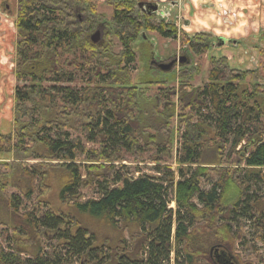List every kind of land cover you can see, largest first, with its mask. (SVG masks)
<instances>
[{"label":"trees","instance_id":"trees-1","mask_svg":"<svg viewBox=\"0 0 264 264\" xmlns=\"http://www.w3.org/2000/svg\"><path fill=\"white\" fill-rule=\"evenodd\" d=\"M17 4L13 131L0 134V264H216L215 252L259 262L264 47L254 71L210 57L208 84L194 89L213 43L206 33L188 35L135 0L108 2L110 18L97 0ZM151 33L178 41L188 62L152 77ZM146 148L156 152L151 173L124 164Z\"/></svg>","mask_w":264,"mask_h":264},{"label":"rangeland","instance_id":"rangeland-1","mask_svg":"<svg viewBox=\"0 0 264 264\" xmlns=\"http://www.w3.org/2000/svg\"><path fill=\"white\" fill-rule=\"evenodd\" d=\"M19 0H0V86L3 85V98L0 95V134H7L13 131V121H14V113H13V107H14V95H15V89L19 85V83L16 80L15 76V42L17 40V31L15 27V13L17 7V2ZM99 1V11L102 14H105L108 18H110L112 13V8L110 5H108V2H111L113 0H97ZM160 8L163 9L164 5H160ZM175 8L171 13V20L174 22H178L180 27H183L184 23L182 21H178V19H182L183 13L187 16V19L191 20L192 18L189 16V4L186 5V11L181 8ZM236 6L231 9L230 11V17H232L234 14H237L235 10ZM178 9V10H176ZM195 10H196V16L192 19L191 25H189V28L184 27L186 30V33H190L188 35H193L194 33H198L202 31L200 29V26H197V23H199V20H201L202 14L200 13L199 6L197 3H195ZM215 12V11H213ZM81 19V15H79ZM186 19V18H184ZM233 19V18H232ZM236 21V20H235ZM202 23V20L200 21ZM199 23V24H201ZM231 23V20H230ZM224 29H227L229 25H225ZM249 27H252V23L249 25ZM259 28H261V25H259ZM209 29V28H206ZM211 29V28H210ZM252 28L248 29V33L252 31V36L243 39V37L237 35V36H231L230 42L224 43V45H221L217 37H220L219 35L222 34L220 31H217V33L213 31L205 32L206 34H212L210 35L213 39V43L211 45V48L209 52L203 56L201 60V72L198 76H196L190 84L194 87V89L205 87L208 84L207 79V72L210 68V57H226L229 60V63L232 67H235L239 70H250L254 71L257 69V60H258V49L264 47V37L256 38L257 31L251 30ZM100 32V38L102 31ZM216 33V34H215ZM208 34V35H209ZM214 35V36H213ZM223 35V34H222ZM149 38L150 43V57H148L147 60H149L150 64L154 66V71H151L152 77H159L160 75V69L158 68L156 64H169L172 60L176 59V64H174L172 67H170L168 71L171 72L175 68L179 69V66L181 64H184L188 62L187 56L183 51H181V46L178 41H169L165 38L160 37L159 35L155 33H151L147 35ZM225 37V36H224ZM239 37V38H237ZM236 40L237 43L234 45L232 41ZM116 43L117 40L115 39ZM227 48V49H226ZM229 49H232L234 51H229ZM120 50L119 47L116 48V52ZM221 52V54H220ZM225 53L231 54V56H224ZM137 54V62L135 64V67L133 69V76L137 80L143 73H144V67L146 65V58L143 53L136 52ZM234 55V56H232ZM230 59H229V58ZM241 57V59H240ZM239 61H238V60ZM195 63H198L199 60L195 59ZM176 82H172L170 84V87H177ZM159 90V87H153L150 94L157 93ZM173 101L176 102L177 105V111L176 116H179V109L177 104V98H173ZM177 120V119H176ZM174 123V126L177 127V123ZM181 132V131H180ZM148 150L143 151V153L138 154V157H132L129 161L124 162L125 165L131 166L136 165L140 169L141 172H147L151 173L153 167L156 166L155 163L151 161V156L155 154L154 149L146 148ZM179 150V143H176L175 146H173V151L171 153L170 158L167 160V164L173 169H176V160H177V153ZM30 164L35 163V161H30ZM13 192L12 189H9L7 193L10 195ZM264 195V189L261 192ZM50 200L54 206H60V201L57 198H51ZM175 209V204L172 205ZM4 233V227L0 226V233ZM5 237V234H3V238ZM239 252H243V248H239ZM232 255V254H231ZM261 258H259V262H256V264H264V251L261 250ZM233 257V256H232Z\"/></svg>","mask_w":264,"mask_h":264},{"label":"crops","instance_id":"crops-1","mask_svg":"<svg viewBox=\"0 0 264 264\" xmlns=\"http://www.w3.org/2000/svg\"><path fill=\"white\" fill-rule=\"evenodd\" d=\"M157 1L158 3H160V5L162 4L164 6H169V3L172 0H157ZM184 1H185V5L189 4V16L192 19L194 18V16H196L195 3L198 4L200 13L202 14L200 18L202 20V23L200 22L201 20H199V23L201 24L197 23V26H200V29L203 28L202 31L200 32L205 33L214 30L217 33V31H220L223 35L220 34L219 36L225 39L222 41L219 40L221 45H224V43L226 42H230L231 36L239 35L243 37L244 40H246L245 38L252 36V31L248 33L249 28H252L251 30H255L258 32L257 35L255 36L256 38H261L262 36L264 37V0H179V3H182ZM235 6H236L235 10L237 14H234L232 17H230L229 15L231 12L230 10L233 9ZM174 9H175L174 7H171V11H173ZM181 17L182 19L181 20L178 19V21L180 22L182 21L184 25L183 27H180L178 22L177 25L179 26L180 31L186 33L187 29H185L184 27L189 28L192 19L191 20H189V18L187 19V16L184 13ZM251 23H252V27H249ZM225 25H229L227 29H224V27H226ZM259 25H261V28H259ZM232 42L234 45L237 43L236 40ZM229 51H234V50L229 49ZM224 56H231V54L225 53ZM2 88L3 85L0 86V95L3 98L4 92Z\"/></svg>","mask_w":264,"mask_h":264},{"label":"flooded vegetation","instance_id":"flooded-vegetation-1","mask_svg":"<svg viewBox=\"0 0 264 264\" xmlns=\"http://www.w3.org/2000/svg\"><path fill=\"white\" fill-rule=\"evenodd\" d=\"M135 1L138 3V8L141 9L142 12L148 15H152L153 13H155L161 19H164L166 21H172L171 20V13H172L171 7H174V8L179 7L186 11L185 1L182 3H179V0H172L169 3V6H164L163 9L160 8V3H158L157 0H135ZM153 6L156 7L155 11L152 10ZM15 8H18V4H17V7L15 6ZM217 39L221 41L225 40L223 37H217ZM171 62H176V59L172 60ZM212 256L216 264H232V262H234L235 264H238L237 261H235L233 257L231 258L229 254L224 253V252H220L219 254L215 252Z\"/></svg>","mask_w":264,"mask_h":264},{"label":"water","instance_id":"water-1","mask_svg":"<svg viewBox=\"0 0 264 264\" xmlns=\"http://www.w3.org/2000/svg\"><path fill=\"white\" fill-rule=\"evenodd\" d=\"M173 5H174V4H173ZM152 10L155 11V10H156V7L153 6V7H152ZM99 38H100V32L98 31V32L93 36V39H94V41H97V40H99ZM174 64H175V62H171V63H169V64H167V65H165V64H157V65H158V67L161 68L162 70H168V69H169L170 67H172ZM232 264H235V263L232 262Z\"/></svg>","mask_w":264,"mask_h":264},{"label":"bare ground","instance_id":"bare-ground-1","mask_svg":"<svg viewBox=\"0 0 264 264\" xmlns=\"http://www.w3.org/2000/svg\"><path fill=\"white\" fill-rule=\"evenodd\" d=\"M219 254V253H218Z\"/></svg>","mask_w":264,"mask_h":264}]
</instances>
